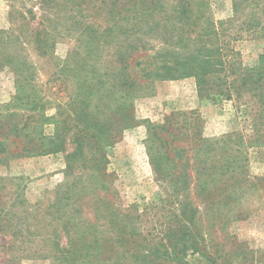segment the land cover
Returning a JSON list of instances; mask_svg holds the SVG:
<instances>
[{
    "label": "rangeland",
    "instance_id": "1",
    "mask_svg": "<svg viewBox=\"0 0 264 264\" xmlns=\"http://www.w3.org/2000/svg\"><path fill=\"white\" fill-rule=\"evenodd\" d=\"M104 1L0 0V212L9 218L0 229V264H68L45 232L71 208L76 222L85 216L104 236L113 235L115 218H127L150 242L164 225L185 222L172 212L182 214L188 204L202 210L195 171L191 189L178 196L175 186L183 183L174 174L180 170H156L153 156L171 145L159 144L154 129L175 136V148L227 135L214 144L241 153L252 174L264 175V105L257 84L230 91L208 81L213 70L214 76L223 70V56L229 61L221 76L236 87L255 74L264 55V0H192L195 23L185 40L172 26L176 19L166 31L147 20L134 26L140 18L133 12L119 13ZM167 1L170 8L177 0ZM82 27L87 34L81 36ZM201 34L209 39L204 51L194 41ZM187 63L196 67L187 69ZM198 64L208 66L202 81ZM125 80L135 82L130 94L122 91ZM15 124H26L22 134L8 131ZM96 129L105 154L71 158ZM175 148L171 155L180 156ZM103 155L107 161L96 172L91 164ZM256 194L241 202L249 211L245 219L231 220L207 239L230 264H264V196ZM57 200L60 208L52 206ZM99 208L106 217H97ZM198 217V225L206 223ZM60 245L70 247L64 234ZM182 247L180 241L177 250ZM184 260L216 264L192 251Z\"/></svg>",
    "mask_w": 264,
    "mask_h": 264
},
{
    "label": "trees",
    "instance_id": "2",
    "mask_svg": "<svg viewBox=\"0 0 264 264\" xmlns=\"http://www.w3.org/2000/svg\"><path fill=\"white\" fill-rule=\"evenodd\" d=\"M104 2L108 5H114L115 8L119 7V13L124 12V14L131 15L133 12L136 18H140V21L135 22L134 26L141 21L145 23L147 20L148 25L163 27L164 31H166L167 22L170 21V18L176 19V24L173 21L171 22H173L172 26L177 31L179 39L185 40L184 37H191L190 25L195 23L192 18L194 14L192 0H177L169 6L170 8L165 6L168 3L167 0H107ZM234 7L238 8V3L235 2ZM116 10L110 9L112 12ZM79 31L81 36L87 34V30L83 27L79 28ZM199 37L201 38H195L194 41H200L201 48L204 51L209 46V39H204L202 34ZM46 39L47 37L41 38L40 36L37 38L38 42L43 44L48 42V39ZM124 58L125 55L122 56V59ZM225 59L223 56L219 63L223 70L217 72L216 75L218 76H214V71L216 70H213V74L208 81H214L219 86H225L230 91L233 88L237 89L257 84L256 90L260 91L261 105H264V93L261 94V92H264V55L259 57L262 63L257 67L255 74L251 75L253 77L245 75L244 80L237 87L228 75L221 76L220 72H226V69H228L227 62L229 60ZM195 67V64L187 63L185 65L187 69H194ZM207 68L208 66L206 65L200 66L198 64L196 71L203 72V74L197 72V77L200 81L204 80L205 75H208ZM122 83L123 85L121 86L125 87L122 91L130 94L134 90V81L125 80ZM111 85L114 87L117 86V83ZM25 126L26 124L23 126L15 124L8 131L13 132L15 135H20L24 132ZM256 127L258 128V126ZM160 133L154 129L153 135L156 136L159 144H169L171 147L170 150L166 149L163 152H159L160 154L156 153L153 156L156 170L161 172V170L165 169L167 173H171V170H180L178 174H174V181L183 183L175 186L177 195L181 194L182 190L188 189L189 191L191 189V179L194 178L191 173L195 171L194 192L197 199L202 203V210L198 206H193V204L189 207L188 204L182 209V214L172 212L171 215L174 218L183 217L185 222L182 224L164 225V228L159 230L155 236V241L150 242L145 234L133 230L134 226H131V222L127 218L121 220H119V216L115 218L113 224H111V233L113 235L107 236L106 234L104 236L103 232H100L97 228L98 223L88 222L85 216L81 222H76V218L69 214L72 210L71 208L64 212V215L61 216L62 218H59V225L51 223L50 225L54 226L53 230L50 231L49 229L45 232L46 241H52L58 250L57 257L66 259L68 264H189V262L184 260V257L192 251L193 253H201L216 264L222 263L220 259L224 260L226 264H230L228 258L225 255H221L223 251L215 247L212 241L208 243L207 239L212 238L213 233L225 231L231 220L245 219L248 216L249 211L241 207V202L249 193H259L256 195L264 196V175L252 174L248 167V161L244 159L241 153H234L233 151L222 152V145L214 144V142L227 141V135L215 140L207 137L193 138L185 146H176L175 148L172 146L175 142V136L167 138ZM101 134L102 130L96 129L90 134L94 139L91 142L85 143L83 141L79 144L71 158L88 161L92 158V155L88 157L89 151H100L101 154H105L103 153L104 146ZM169 134L174 135L173 133ZM88 136V133H86L85 137L88 138ZM174 148L180 156L171 155V151ZM23 149H26V145ZM41 149L38 148V151L42 152L43 150ZM53 149L58 150L59 144H55ZM239 150L242 152L241 149ZM176 159L178 160L177 162ZM106 161L107 159L103 155L91 165L97 172L104 167ZM60 204L58 200L52 202V206L56 205L59 208ZM79 206L81 208L82 202ZM3 208L1 207L0 209ZM200 213V220H205L206 223L198 225L197 220ZM96 215L98 218L106 217L107 210L103 211L99 208ZM7 217V213L0 214V229L4 227V221L9 219ZM63 219L67 220V222L62 221ZM71 220L73 221V226H69L72 225ZM85 222L89 227L85 225L83 228L82 225ZM17 225L16 222L14 226L17 227ZM27 229L31 233V228L27 227ZM63 234L67 237L69 248L60 245ZM180 241L183 242V247L178 251Z\"/></svg>",
    "mask_w": 264,
    "mask_h": 264
}]
</instances>
